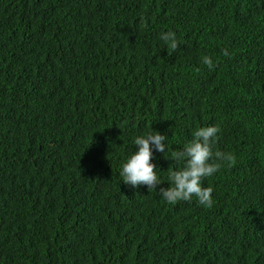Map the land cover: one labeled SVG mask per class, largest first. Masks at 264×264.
<instances>
[{
  "label": "trees",
  "instance_id": "trees-1",
  "mask_svg": "<svg viewBox=\"0 0 264 264\" xmlns=\"http://www.w3.org/2000/svg\"><path fill=\"white\" fill-rule=\"evenodd\" d=\"M207 126L236 164L167 203ZM151 130L150 192L119 173ZM0 264H264V0H0Z\"/></svg>",
  "mask_w": 264,
  "mask_h": 264
},
{
  "label": "clouds",
  "instance_id": "clouds-1",
  "mask_svg": "<svg viewBox=\"0 0 264 264\" xmlns=\"http://www.w3.org/2000/svg\"><path fill=\"white\" fill-rule=\"evenodd\" d=\"M143 19L141 17L142 21ZM159 38L173 51L179 47L173 31L162 32ZM223 54L228 56V50L224 49ZM202 62L210 70L214 67L208 56H204ZM219 131L218 126L199 127L194 130L192 140L182 150L174 151L173 159L182 166L175 169L169 167L167 182L170 186L159 189L160 196L167 203L191 202L195 197L200 205L208 208L213 206V188L203 186V181L220 171L223 166L232 167L236 164L232 153L214 150ZM166 140V135L153 130L136 136L133 144L138 150L132 152L122 164L119 173L123 178L122 182L132 187L146 185L150 192L156 191L163 181L157 175L156 165L152 163L153 150L166 153Z\"/></svg>",
  "mask_w": 264,
  "mask_h": 264
}]
</instances>
